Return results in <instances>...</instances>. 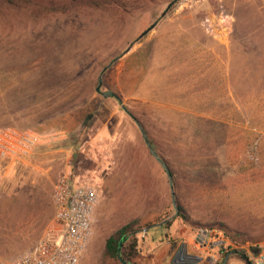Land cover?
Masks as SVG:
<instances>
[{
    "label": "rangeland",
    "instance_id": "rangeland-1",
    "mask_svg": "<svg viewBox=\"0 0 264 264\" xmlns=\"http://www.w3.org/2000/svg\"><path fill=\"white\" fill-rule=\"evenodd\" d=\"M7 125L42 141L0 190V264L46 234L64 174L99 193L80 264H264V0H0Z\"/></svg>",
    "mask_w": 264,
    "mask_h": 264
},
{
    "label": "built area",
    "instance_id": "built-area-1",
    "mask_svg": "<svg viewBox=\"0 0 264 264\" xmlns=\"http://www.w3.org/2000/svg\"><path fill=\"white\" fill-rule=\"evenodd\" d=\"M41 141L31 129L0 127V190ZM98 199L94 186L61 175L53 186L54 218L46 234L30 252L2 264H80L92 237Z\"/></svg>",
    "mask_w": 264,
    "mask_h": 264
},
{
    "label": "crops",
    "instance_id": "crops-1",
    "mask_svg": "<svg viewBox=\"0 0 264 264\" xmlns=\"http://www.w3.org/2000/svg\"><path fill=\"white\" fill-rule=\"evenodd\" d=\"M177 47L182 48L179 46H177ZM173 48H174V46L171 48V53H172ZM176 50H177V48H176ZM185 51H190V49L188 47H186ZM171 53H170V55H171ZM168 59H169V57H168ZM167 62H169V61H167ZM185 62L187 63V65L179 66V67L172 66L175 68V71H174V73H170L172 71H168L172 77H170L167 81L168 87H174L176 89V91H178V89H181V92L183 93V96H184V98L182 99L183 104L186 102L185 98L190 97L192 95V89L194 88V86L199 85V83H198L199 79L197 78L198 77L197 74L194 73V67L190 66V65H192L191 63L194 62V58H192V56L190 55L185 60ZM186 63H184V64H186ZM190 67H192V70H190L191 69ZM170 68L171 67L168 66L167 69L169 70ZM200 85H203V83H201ZM182 109H184V108H182ZM261 212L262 213L259 216H257L256 222H264V202H262Z\"/></svg>",
    "mask_w": 264,
    "mask_h": 264
},
{
    "label": "trees",
    "instance_id": "trees-1",
    "mask_svg": "<svg viewBox=\"0 0 264 264\" xmlns=\"http://www.w3.org/2000/svg\"><path fill=\"white\" fill-rule=\"evenodd\" d=\"M182 218H184L187 223H191L188 217L185 218V216H183ZM130 230H131V225H127L107 240L106 250H105V255L107 257H117L119 241L121 238L126 239L127 234L129 233Z\"/></svg>",
    "mask_w": 264,
    "mask_h": 264
},
{
    "label": "flooded vegetation",
    "instance_id": "flooded-vegetation-1",
    "mask_svg": "<svg viewBox=\"0 0 264 264\" xmlns=\"http://www.w3.org/2000/svg\"><path fill=\"white\" fill-rule=\"evenodd\" d=\"M189 253L186 249H182L176 255L175 262H181V264H193L197 259L189 257Z\"/></svg>",
    "mask_w": 264,
    "mask_h": 264
},
{
    "label": "water",
    "instance_id": "water-1",
    "mask_svg": "<svg viewBox=\"0 0 264 264\" xmlns=\"http://www.w3.org/2000/svg\"><path fill=\"white\" fill-rule=\"evenodd\" d=\"M116 97H117V96H116ZM117 98H118V97H117ZM147 142H148V141H147ZM165 168H166V167H165ZM166 170H167V174H168L169 178L171 179V178H172V175H171L170 171H169L167 168H166ZM173 202H175V194H174V193H173ZM122 243H123V241L120 242L119 252H120V250H121ZM189 257H192V258L198 259V257H196V256H192V255H189Z\"/></svg>",
    "mask_w": 264,
    "mask_h": 264
}]
</instances>
